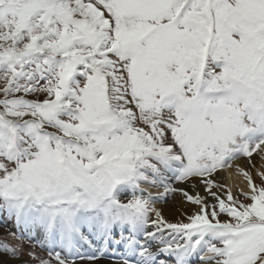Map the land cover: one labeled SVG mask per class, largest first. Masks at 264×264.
Wrapping results in <instances>:
<instances>
[{
    "label": "snow or ice",
    "instance_id": "obj_1",
    "mask_svg": "<svg viewBox=\"0 0 264 264\" xmlns=\"http://www.w3.org/2000/svg\"><path fill=\"white\" fill-rule=\"evenodd\" d=\"M0 216V264H264V0H0Z\"/></svg>",
    "mask_w": 264,
    "mask_h": 264
},
{
    "label": "bare ground",
    "instance_id": "obj_2",
    "mask_svg": "<svg viewBox=\"0 0 264 264\" xmlns=\"http://www.w3.org/2000/svg\"><path fill=\"white\" fill-rule=\"evenodd\" d=\"M237 163L243 164V161H238ZM217 179L223 184V186L227 188H231L232 193L239 192V189L243 187L244 181L243 178L236 175L234 172H232L229 169H224L220 172V175L217 177ZM160 207L165 212L166 216H171L172 213H174L177 208L179 207V203L176 199H174L172 196H169L167 198V203H161ZM1 221V220H0ZM5 232L0 231V238L4 236ZM39 247V246H38ZM102 264H112L110 261H102Z\"/></svg>",
    "mask_w": 264,
    "mask_h": 264
},
{
    "label": "rangeland",
    "instance_id": "obj_3",
    "mask_svg": "<svg viewBox=\"0 0 264 264\" xmlns=\"http://www.w3.org/2000/svg\"><path fill=\"white\" fill-rule=\"evenodd\" d=\"M233 195L234 196L238 195V191L237 192H234ZM0 220H1L0 221V231L6 232L7 229H9V228L12 227L11 222L10 221H6L3 216H0ZM38 246H39L38 244H34L33 245V247H35L36 251L41 252V250H40V248ZM41 254L43 255L44 253L41 252ZM24 258L27 259V257H24Z\"/></svg>",
    "mask_w": 264,
    "mask_h": 264
}]
</instances>
